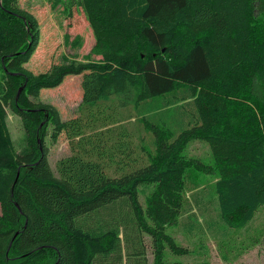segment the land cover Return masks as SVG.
Listing matches in <instances>:
<instances>
[{
  "label": "trees",
  "instance_id": "1",
  "mask_svg": "<svg viewBox=\"0 0 264 264\" xmlns=\"http://www.w3.org/2000/svg\"><path fill=\"white\" fill-rule=\"evenodd\" d=\"M78 1L100 60L35 73L38 19L0 0V264H144L145 234L154 264H184L166 259L190 252L167 228L200 186L195 170L217 175V200L194 198L213 233L246 228L264 206V0ZM69 75H82L83 98L64 120L39 98ZM61 134L71 152L54 169L47 139ZM193 142L213 165L188 155Z\"/></svg>",
  "mask_w": 264,
  "mask_h": 264
},
{
  "label": "rangeland",
  "instance_id": "2",
  "mask_svg": "<svg viewBox=\"0 0 264 264\" xmlns=\"http://www.w3.org/2000/svg\"><path fill=\"white\" fill-rule=\"evenodd\" d=\"M19 4L23 9L34 14L40 24L39 45L31 60L26 64L30 70L35 73H43L57 63L100 60V55L93 51L95 37L92 28L78 0H20ZM81 83L82 75H69L60 86L43 89L39 99L57 108L64 120L76 117L79 114L78 108L83 98ZM140 109H150V102L140 106ZM140 109L138 108L137 111L140 112ZM7 117L10 135L16 148L20 152L27 151V136L22 119L10 110H8ZM47 143L50 164L55 169L57 161L71 152L69 140L65 134H61L56 141H51L48 138ZM187 153L192 158L201 160L207 166L213 165L210 148L204 143L193 142L188 147ZM194 174L189 182L191 184L197 182L200 186L187 194L188 201L178 222L167 228V232L176 239V242L188 247L190 252L178 255L167 249L166 259L184 264H211L212 257L214 259L217 257L214 251L218 250L221 254L218 256V260L222 258L227 262L225 264H230L235 258H239L238 254L245 245L249 248L254 246L253 255L258 251L264 254V246L261 247L264 243L254 244L260 238L261 242L264 240V229H262L264 206L257 212L255 218L247 226L248 228H237L229 234H215L207 226L211 218L214 217L202 213L200 207L195 204L194 198H201L199 202L206 204L217 200L214 187L217 175L197 170L194 171ZM152 189L153 185L140 186V200L143 204ZM190 202L192 203L191 207H189ZM222 229L226 228L222 226ZM222 229L220 231L225 232ZM121 236L123 237V233ZM144 240L147 247L143 249L144 254L140 256V260L144 261V264H154V249L150 235L145 234Z\"/></svg>",
  "mask_w": 264,
  "mask_h": 264
},
{
  "label": "crops",
  "instance_id": "3",
  "mask_svg": "<svg viewBox=\"0 0 264 264\" xmlns=\"http://www.w3.org/2000/svg\"><path fill=\"white\" fill-rule=\"evenodd\" d=\"M246 228H248V227H246ZM262 229H264V226L262 227ZM261 241H262V239L260 238V240H256L254 242V244L255 245H260V244L264 243V240H263V242H261ZM214 245H215V243H214ZM263 246H264V244L261 245V247H263ZM214 247H216V246H214ZM254 250H255L254 246L249 248V247H246V245H245L244 248L242 249V251L238 254L239 258H235L233 260V262H230V264H233V263H239V264H264V254H262V253H260V251H258L257 253H254V255H253V251ZM214 253L217 255V257L214 259L211 256L212 257V263L211 264H216V261H217V264H219V263H221V264L227 263L222 258H220L218 260V256H221V254H220V252L218 250L214 251ZM256 258H257V263H256Z\"/></svg>",
  "mask_w": 264,
  "mask_h": 264
}]
</instances>
